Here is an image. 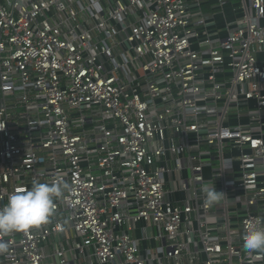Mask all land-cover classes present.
<instances>
[{
	"label": "built area",
	"instance_id": "built-area-1",
	"mask_svg": "<svg viewBox=\"0 0 264 264\" xmlns=\"http://www.w3.org/2000/svg\"><path fill=\"white\" fill-rule=\"evenodd\" d=\"M55 181L0 264H264V0H0V209Z\"/></svg>",
	"mask_w": 264,
	"mask_h": 264
},
{
	"label": "clouds",
	"instance_id": "clouds-1",
	"mask_svg": "<svg viewBox=\"0 0 264 264\" xmlns=\"http://www.w3.org/2000/svg\"><path fill=\"white\" fill-rule=\"evenodd\" d=\"M67 185L63 181L51 184L34 182L31 190L17 189L9 195L7 204L0 209V234H10L46 223L55 212V199L63 195ZM204 206L215 205L224 193L207 184L202 187ZM243 248L248 252L264 250V227L250 226L243 235ZM7 245L0 243V253Z\"/></svg>",
	"mask_w": 264,
	"mask_h": 264
},
{
	"label": "crops",
	"instance_id": "crops-1",
	"mask_svg": "<svg viewBox=\"0 0 264 264\" xmlns=\"http://www.w3.org/2000/svg\"><path fill=\"white\" fill-rule=\"evenodd\" d=\"M234 7H235V5L227 4L224 7L223 14L219 13L217 19L214 22L209 23L210 27H214V25H218V26L222 27L225 24V20H227V19L232 20L234 18ZM135 227H136V229L133 230V236L135 238H140L144 224L140 223V224L136 225Z\"/></svg>",
	"mask_w": 264,
	"mask_h": 264
},
{
	"label": "rangeland",
	"instance_id": "rangeland-1",
	"mask_svg": "<svg viewBox=\"0 0 264 264\" xmlns=\"http://www.w3.org/2000/svg\"><path fill=\"white\" fill-rule=\"evenodd\" d=\"M234 1H236V0H234Z\"/></svg>",
	"mask_w": 264,
	"mask_h": 264
}]
</instances>
